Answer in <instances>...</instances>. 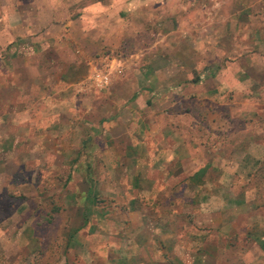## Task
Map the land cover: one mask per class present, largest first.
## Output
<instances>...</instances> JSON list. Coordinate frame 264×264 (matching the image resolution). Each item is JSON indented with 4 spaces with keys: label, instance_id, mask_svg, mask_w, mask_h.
<instances>
[{
    "label": "rangeland",
    "instance_id": "obj_1",
    "mask_svg": "<svg viewBox=\"0 0 264 264\" xmlns=\"http://www.w3.org/2000/svg\"><path fill=\"white\" fill-rule=\"evenodd\" d=\"M93 7L118 37L89 87L32 85L41 54L0 41L22 82L0 71V264H167L173 240L189 264H264V0Z\"/></svg>",
    "mask_w": 264,
    "mask_h": 264
},
{
    "label": "crops",
    "instance_id": "obj_2",
    "mask_svg": "<svg viewBox=\"0 0 264 264\" xmlns=\"http://www.w3.org/2000/svg\"><path fill=\"white\" fill-rule=\"evenodd\" d=\"M98 1L29 0V7L32 8L33 14L20 12L21 15L18 14L13 17L11 14L15 11L10 9L11 11L7 10L6 15L0 18V22L4 23L8 32L10 31V37L7 34L1 35V43L10 44V46H17L19 43L29 45L32 58L41 54L37 57V63L34 66L29 67V64H25L23 67L29 68L30 71L27 72L32 85L34 83L39 84L40 79H44L42 80L44 87H57L53 84H56L55 76L59 75L57 82L61 80L64 81L63 83L66 82V87H89L85 75L88 65L92 66L95 58L94 52L102 50L106 44L115 42L118 37L117 27L114 25L115 21L107 18L109 10H93V6ZM111 12L114 11L111 10ZM27 17L30 18L27 19ZM14 29L21 30L23 35L16 37L13 34ZM114 38L116 39L114 40ZM17 42L18 44H16ZM49 44L57 46L56 50L59 52L53 50L52 55H44V50L49 48ZM61 49L65 52L60 53ZM15 51L17 52V49ZM17 56L23 58V52L20 51ZM15 60H17L16 56ZM59 62L62 65H59ZM5 63V65L4 61L1 63L0 71L5 75H9V72L10 75H15L16 85L21 87V80L18 82V63L12 65ZM57 71H59L58 74ZM173 241L170 244L173 246L167 255L169 257L167 264H189L188 260L184 258V246L177 240ZM142 248H145V245ZM112 260L115 261L113 257H109V261L112 262ZM127 260L119 259L114 264H137L136 258ZM151 261L152 258L148 250L142 264H151Z\"/></svg>",
    "mask_w": 264,
    "mask_h": 264
},
{
    "label": "built area",
    "instance_id": "obj_3",
    "mask_svg": "<svg viewBox=\"0 0 264 264\" xmlns=\"http://www.w3.org/2000/svg\"><path fill=\"white\" fill-rule=\"evenodd\" d=\"M94 79L99 86H106L110 82V73L103 70V72H95Z\"/></svg>",
    "mask_w": 264,
    "mask_h": 264
}]
</instances>
